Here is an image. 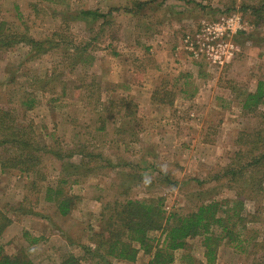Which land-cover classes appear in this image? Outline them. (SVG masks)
<instances>
[{
    "label": "rangeland",
    "instance_id": "1",
    "mask_svg": "<svg viewBox=\"0 0 264 264\" xmlns=\"http://www.w3.org/2000/svg\"><path fill=\"white\" fill-rule=\"evenodd\" d=\"M133 1L0 0V24L7 34L58 44L32 61L23 44L0 52V109H12L18 125L47 152L40 159L45 178L35 189L24 186L13 171L0 172V211L11 221L0 238L3 254L34 264H59L71 255L80 264H131L87 253L86 247H94L90 237L101 228L102 208L128 190L126 198H162L166 213L186 214L196 201L191 203L194 193L215 186H198L196 181L228 164L237 135L264 130V105L249 114L235 99L264 82V17L255 26L250 12L240 11L258 0H138L148 1L138 15ZM116 8L102 28L101 20H73L80 11L105 14ZM231 14L251 28L234 38L239 52L229 63L211 67L182 51V39L201 23ZM86 43L92 45L89 52L74 65V47ZM7 79L13 83L6 84ZM155 91L170 92L172 105L153 103ZM29 93L35 95L36 106L26 110L20 102ZM122 101L134 106L126 110ZM56 150L64 161L88 163L94 170L78 184L65 186L76 201L65 217L45 200L46 190L54 189L58 179L60 162L49 154ZM80 152L100 158L85 159ZM147 163L168 175L166 186L156 182L157 172L143 170ZM260 207L256 223L243 232L257 244L264 239V195ZM246 212L254 214L253 204ZM33 239L38 242L32 244ZM243 249L247 252L241 254L221 247L215 264H252L247 254L251 248ZM174 257L173 264H205L201 240L189 239ZM147 262L140 254L133 264Z\"/></svg>",
    "mask_w": 264,
    "mask_h": 264
},
{
    "label": "trees",
    "instance_id": "2",
    "mask_svg": "<svg viewBox=\"0 0 264 264\" xmlns=\"http://www.w3.org/2000/svg\"><path fill=\"white\" fill-rule=\"evenodd\" d=\"M147 3L148 1H133L131 8L135 10L134 14L141 11V7ZM118 9H109L105 14L91 10L80 11L73 20L84 22L85 19L90 18L93 23L101 20L99 27L102 28L107 24L105 19L108 15ZM124 9L127 11V8ZM240 11L250 12L257 26L263 22L264 0H258L250 6L242 5ZM2 27L1 23L0 52H6L16 45L23 44L30 49L27 60L32 61L46 56L48 52L58 47V44L52 40L36 41L26 35L7 34ZM91 46L90 43H86L82 47H74L75 52L78 53L74 57V65L82 62L81 59L89 52ZM87 58L92 59V57ZM51 82H44L42 88L50 85ZM5 83L11 84L13 80L7 79ZM34 83L37 84L38 81H33L32 85ZM54 83L56 81H53ZM235 92L240 91L235 90ZM29 95L20 102L26 110H31L36 106L35 95L30 93ZM170 97V92L155 91L151 100L155 104L171 106ZM235 99L243 112L257 113L259 107L264 105V82L259 81L252 93L241 92ZM130 104L134 106L130 101L126 103L122 101L120 106L129 110ZM107 112L109 113V109ZM260 119L264 123V115H261ZM28 129L31 128L28 127ZM98 130L102 131L103 128ZM27 133L29 132L25 127L18 125L12 109H0V148L4 149V155L0 157V172L5 174L6 171H13L22 177L24 186L29 185L30 189H35L37 184L45 178L40 173V159L47 152L39 148L33 137ZM236 139L237 149L232 153L228 164L222 168H215L206 174L202 181H196L198 186L207 183L215 184V186L213 185L212 189L194 193L192 196L195 198H191V203L193 199L196 201L193 202L191 211L186 214L166 213L162 198L134 200L126 198L128 190L119 193L117 191V197L102 208L99 215L101 228L90 237L89 242L94 247L93 249L86 247L87 253L93 252L94 256L99 259L109 258L131 264L135 263L138 256L142 254L148 258L147 264H173L174 256L186 248V242L189 239L199 238L205 264H215L218 260V251L223 246L230 247L234 253L244 254L247 252L243 249L245 245L251 248L247 254L252 257V264H264V239L261 244H257L253 238L246 239L243 236L247 224L256 223L257 214L263 202L264 130L240 133ZM49 154L59 161L60 165L56 186L54 189L50 187L46 190L45 200L54 203L56 213L65 217L73 211L76 204L75 199L65 191V186L69 183L78 184L83 177L93 174L94 170L88 163L84 166L64 161L65 158L59 150L49 151ZM77 154L89 160L100 158V156L88 153ZM143 170L157 172L159 178L156 182L159 185H167L168 175L159 172L154 165L147 163ZM227 192H232L233 197L225 196ZM250 203L253 204L255 211L252 216L246 212V206ZM32 212L33 209L30 213ZM10 224L11 221L0 211V238ZM154 233L157 234L154 235ZM37 242V239H33L31 243ZM0 264L34 263L19 256L3 254L0 251ZM59 264H80V261L71 255Z\"/></svg>",
    "mask_w": 264,
    "mask_h": 264
},
{
    "label": "built area",
    "instance_id": "3",
    "mask_svg": "<svg viewBox=\"0 0 264 264\" xmlns=\"http://www.w3.org/2000/svg\"><path fill=\"white\" fill-rule=\"evenodd\" d=\"M250 25L238 14L221 17L215 22H203L181 42L182 51L193 61H205L211 67L229 63L239 49L234 38L250 30Z\"/></svg>",
    "mask_w": 264,
    "mask_h": 264
}]
</instances>
